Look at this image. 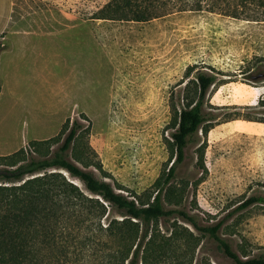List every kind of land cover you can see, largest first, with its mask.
<instances>
[{
    "label": "rangeland",
    "instance_id": "obj_1",
    "mask_svg": "<svg viewBox=\"0 0 264 264\" xmlns=\"http://www.w3.org/2000/svg\"><path fill=\"white\" fill-rule=\"evenodd\" d=\"M107 1L12 0L0 34L2 48L11 44L16 53L0 66V154L29 148L30 140L56 135L66 118H78L79 145L89 146L101 167L89 169L115 190L146 199L171 164L175 111L187 95L196 97L197 75H211L205 121L165 185L176 195L163 202L200 225L220 222L219 235L242 257L264 255V202L238 207L249 195H264V20L226 13L236 0H215L213 8V0H201L199 10L143 21L94 18ZM105 207L81 230L95 234L83 254L65 263L54 245L43 244L40 263L106 264L116 246L100 225L121 215ZM149 233L138 264H233L215 239L177 214L153 221Z\"/></svg>",
    "mask_w": 264,
    "mask_h": 264
},
{
    "label": "trees",
    "instance_id": "obj_2",
    "mask_svg": "<svg viewBox=\"0 0 264 264\" xmlns=\"http://www.w3.org/2000/svg\"><path fill=\"white\" fill-rule=\"evenodd\" d=\"M214 1H211L212 8L216 5ZM201 8V0H108L93 13V17L143 21L173 9ZM226 13L244 19L264 20V0H236ZM2 49L0 44V51ZM212 81L211 75L198 74L196 97L187 95L184 106L175 111L171 164L157 180L153 194L146 199L115 190L110 182L98 178L89 169L91 165L101 167L91 158L89 146L79 145L83 126L78 118H66L56 135L30 140L29 148L20 147L11 153L0 154V264H41L39 249L43 244L54 245L58 258L64 257L65 263L68 258L69 262L71 255L83 254L85 244L95 239L94 233L85 235L81 230L91 228L88 225L94 222V217L105 213V204L121 215V218L100 225L116 246L107 253L106 264H138L142 261V249L153 240L149 233L152 222L171 214H177L215 239L233 264H264L262 254L239 255L219 235L220 222L200 225L193 214L182 208L166 207L163 202V196L176 195L170 186L165 185L174 178L176 165L184 158L185 147L205 121L203 98ZM88 128H85L86 132ZM55 144L57 146L53 148ZM68 150L74 160L68 156ZM62 171L80 180L92 195L85 193ZM263 202L264 195L252 194L238 207ZM139 226L140 233L134 239V229L138 232ZM69 245H75L76 249L70 250ZM50 257L47 256V262H52Z\"/></svg>",
    "mask_w": 264,
    "mask_h": 264
},
{
    "label": "crops",
    "instance_id": "obj_3",
    "mask_svg": "<svg viewBox=\"0 0 264 264\" xmlns=\"http://www.w3.org/2000/svg\"><path fill=\"white\" fill-rule=\"evenodd\" d=\"M2 6H3V10L0 12V34L3 32L5 27L8 26L9 24L10 11L12 9V0H2ZM11 49H12V46L10 44L7 48H3L0 51V66H1V63L3 62L2 58L5 56V54L7 55V58H9V60L11 61L14 59L13 56H16L15 55L16 53L12 55L13 51H11ZM1 86L2 88L0 90V93L5 87L4 80L1 81Z\"/></svg>",
    "mask_w": 264,
    "mask_h": 264
},
{
    "label": "water",
    "instance_id": "obj_4",
    "mask_svg": "<svg viewBox=\"0 0 264 264\" xmlns=\"http://www.w3.org/2000/svg\"><path fill=\"white\" fill-rule=\"evenodd\" d=\"M72 182H74L73 180H72ZM75 183V182H74Z\"/></svg>",
    "mask_w": 264,
    "mask_h": 264
},
{
    "label": "bare ground",
    "instance_id": "obj_5",
    "mask_svg": "<svg viewBox=\"0 0 264 264\" xmlns=\"http://www.w3.org/2000/svg\"><path fill=\"white\" fill-rule=\"evenodd\" d=\"M79 183V182H78Z\"/></svg>",
    "mask_w": 264,
    "mask_h": 264
}]
</instances>
